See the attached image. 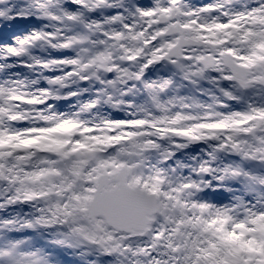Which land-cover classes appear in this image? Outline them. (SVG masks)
I'll return each mask as SVG.
<instances>
[{
	"label": "snow or ice",
	"instance_id": "obj_1",
	"mask_svg": "<svg viewBox=\"0 0 264 264\" xmlns=\"http://www.w3.org/2000/svg\"><path fill=\"white\" fill-rule=\"evenodd\" d=\"M0 264H264V0H0Z\"/></svg>",
	"mask_w": 264,
	"mask_h": 264
},
{
	"label": "rangeland",
	"instance_id": "obj_2",
	"mask_svg": "<svg viewBox=\"0 0 264 264\" xmlns=\"http://www.w3.org/2000/svg\"><path fill=\"white\" fill-rule=\"evenodd\" d=\"M195 149H189L188 151H194Z\"/></svg>",
	"mask_w": 264,
	"mask_h": 264
}]
</instances>
